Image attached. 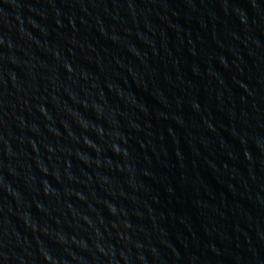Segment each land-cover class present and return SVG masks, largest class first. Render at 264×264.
<instances>
[{"label":"water","instance_id":"1","mask_svg":"<svg viewBox=\"0 0 264 264\" xmlns=\"http://www.w3.org/2000/svg\"><path fill=\"white\" fill-rule=\"evenodd\" d=\"M0 264H264V0H0Z\"/></svg>","mask_w":264,"mask_h":264}]
</instances>
